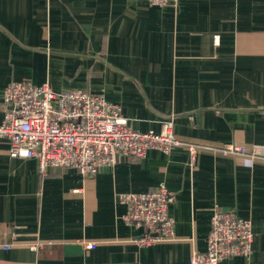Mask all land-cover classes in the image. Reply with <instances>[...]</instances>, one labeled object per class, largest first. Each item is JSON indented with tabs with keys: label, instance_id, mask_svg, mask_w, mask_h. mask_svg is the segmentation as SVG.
<instances>
[{
	"label": "crops",
	"instance_id": "1",
	"mask_svg": "<svg viewBox=\"0 0 264 264\" xmlns=\"http://www.w3.org/2000/svg\"><path fill=\"white\" fill-rule=\"evenodd\" d=\"M18 80L100 93L142 132L172 118L183 145L82 176L40 173L0 138V264H189L216 209L253 231L249 256L220 264H264V0H0V90ZM188 144L202 148L192 164ZM159 183L175 195L173 237L141 245L119 196Z\"/></svg>",
	"mask_w": 264,
	"mask_h": 264
},
{
	"label": "built area",
	"instance_id": "2",
	"mask_svg": "<svg viewBox=\"0 0 264 264\" xmlns=\"http://www.w3.org/2000/svg\"><path fill=\"white\" fill-rule=\"evenodd\" d=\"M145 1L158 6H175L178 2ZM218 40L215 35L214 41ZM0 138L7 140L11 157L36 159L40 173L64 167L74 168L82 176L94 175L122 157L142 158L149 149L169 153L183 145L174 132L172 118L165 119L159 131L134 130L121 115L120 107L100 93L79 88L54 91L48 82L37 85L29 80L12 81L0 90ZM186 149L192 164L202 148L188 144ZM203 149L211 147L206 145ZM229 150L245 151L237 145H230ZM119 198L126 206L123 221L145 230L139 244L172 239L174 221L168 209L175 195L163 183L149 191L122 193ZM252 242L249 219L216 209L211 216L206 249H194L189 264H220L228 257H248ZM83 246L91 249L95 243ZM10 247V243H2L0 251Z\"/></svg>",
	"mask_w": 264,
	"mask_h": 264
},
{
	"label": "water",
	"instance_id": "3",
	"mask_svg": "<svg viewBox=\"0 0 264 264\" xmlns=\"http://www.w3.org/2000/svg\"><path fill=\"white\" fill-rule=\"evenodd\" d=\"M64 248L67 254H75L81 251V245L79 244H66Z\"/></svg>",
	"mask_w": 264,
	"mask_h": 264
}]
</instances>
